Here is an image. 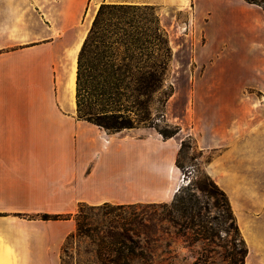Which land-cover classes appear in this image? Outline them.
Instances as JSON below:
<instances>
[{
	"label": "crops",
	"instance_id": "1",
	"mask_svg": "<svg viewBox=\"0 0 264 264\" xmlns=\"http://www.w3.org/2000/svg\"><path fill=\"white\" fill-rule=\"evenodd\" d=\"M101 4L152 7L162 29L190 38V125L173 137L146 127L109 131L78 117L87 31H75L90 28ZM239 46L251 69L196 70ZM262 47L264 9L248 0H0V264H62L81 204L172 200L187 137L228 197L248 246L245 264H264ZM172 64L177 76L181 66Z\"/></svg>",
	"mask_w": 264,
	"mask_h": 264
},
{
	"label": "rangeland",
	"instance_id": "2",
	"mask_svg": "<svg viewBox=\"0 0 264 264\" xmlns=\"http://www.w3.org/2000/svg\"><path fill=\"white\" fill-rule=\"evenodd\" d=\"M158 16L154 9H139L134 15L114 17L111 21L105 18L101 34L143 40L142 53L130 45V53L135 57L132 72L137 77L143 73L148 76L154 74L156 79L152 81L150 96L131 116L137 127L153 128L159 132L167 127L181 128L183 123L190 125L186 116L188 70L194 67L190 64L192 46L190 38L184 35L186 31L158 28ZM90 28L75 33L87 31L88 35ZM261 50L264 52V47ZM101 51L100 48L96 51L97 57ZM245 54V47H229L226 54L196 70L251 69V63L243 60ZM173 60L181 66L177 76L173 74ZM255 67L264 68V62H256ZM131 85V89L136 87L134 80ZM168 119H173V122ZM185 140L187 146L179 156L180 168L184 172L179 178L183 185L172 200L135 203L123 209L116 208L117 204L113 203L100 209L83 204V214L76 216L78 208L73 215L76 230L63 245L62 264H235L232 253L242 245L229 227L226 207L221 206L219 190L212 185V178L203 168L201 152L194 148L191 137ZM260 148H264V142ZM199 185H206L208 191L202 192ZM190 188L199 198L207 224L214 227L216 234L210 238L200 235L197 228L182 232L174 220L173 203Z\"/></svg>",
	"mask_w": 264,
	"mask_h": 264
},
{
	"label": "trees",
	"instance_id": "3",
	"mask_svg": "<svg viewBox=\"0 0 264 264\" xmlns=\"http://www.w3.org/2000/svg\"><path fill=\"white\" fill-rule=\"evenodd\" d=\"M258 4L264 9V0H248ZM139 9H153L148 6H137L129 4H101L94 17L92 26L82 45L78 55L77 76H76V105L78 117L85 119L109 131H120L126 128L137 127L136 120L131 116L135 110H140V106L145 103L150 96L152 81L156 79L154 74L150 76L143 73L135 76L132 72V60L135 59L130 50V45L136 47L141 53L144 50V42L141 38L112 37L108 34H101V24L105 20L111 21L114 17L134 15ZM155 10V9H154ZM159 20V16H158ZM160 28V20L158 21ZM109 32L108 30H106ZM116 32V31H112ZM148 42V41H146ZM101 49L97 57V50ZM169 49V47H168ZM132 80L136 87L131 89ZM171 95V94H170ZM169 95V96H170ZM145 121V120H143ZM180 131L178 126L174 128L161 129L159 133L168 139ZM187 146L186 140L181 144L179 156ZM212 185L219 190L221 195V206L226 207V216L229 219V227L234 230L236 238L242 245L232 253L235 264H245L248 254V246L243 238L238 226L236 216L232 210L226 193L211 179ZM202 192H207L206 185H199ZM83 204L79 206L76 216L83 214ZM109 206L108 203L93 206L96 209ZM132 206L117 205L116 208L123 209ZM202 205L198 196L191 188L173 203V210L176 212L174 220L179 226V230L184 232L187 229H199V234L205 238L215 235L214 227L207 224L202 214ZM173 211V212H174ZM43 220L67 219L72 214H40Z\"/></svg>",
	"mask_w": 264,
	"mask_h": 264
},
{
	"label": "bare ground",
	"instance_id": "4",
	"mask_svg": "<svg viewBox=\"0 0 264 264\" xmlns=\"http://www.w3.org/2000/svg\"><path fill=\"white\" fill-rule=\"evenodd\" d=\"M75 70H76V65L74 64V66H73V74H72V77H71V81H70V83H69V86H70V90L71 91H73L74 90V85H75V83H74V77H75ZM182 179H181V177L179 178V179H177V188H180L181 187V185H183V183H182ZM185 183V182H184ZM176 191H177V189H176ZM2 240V239H1ZM5 245V244H4ZM8 248V247H7ZM9 263V262H8ZM4 264V263H3Z\"/></svg>",
	"mask_w": 264,
	"mask_h": 264
},
{
	"label": "built area",
	"instance_id": "5",
	"mask_svg": "<svg viewBox=\"0 0 264 264\" xmlns=\"http://www.w3.org/2000/svg\"><path fill=\"white\" fill-rule=\"evenodd\" d=\"M183 176V175H182Z\"/></svg>",
	"mask_w": 264,
	"mask_h": 264
}]
</instances>
